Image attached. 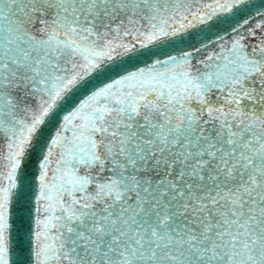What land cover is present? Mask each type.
<instances>
[{
    "label": "snow or ice",
    "instance_id": "1",
    "mask_svg": "<svg viewBox=\"0 0 264 264\" xmlns=\"http://www.w3.org/2000/svg\"><path fill=\"white\" fill-rule=\"evenodd\" d=\"M0 264H264V0H0Z\"/></svg>",
    "mask_w": 264,
    "mask_h": 264
}]
</instances>
